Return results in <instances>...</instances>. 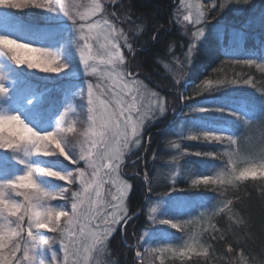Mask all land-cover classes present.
Segmentation results:
<instances>
[{
  "label": "snow or ice",
  "instance_id": "6c2138e0",
  "mask_svg": "<svg viewBox=\"0 0 264 264\" xmlns=\"http://www.w3.org/2000/svg\"><path fill=\"white\" fill-rule=\"evenodd\" d=\"M121 4L122 0H0V264H98L97 257L108 252L118 229L136 218L128 204L134 189L124 168L132 155L151 145L146 131L163 121H168L165 135L177 139H168L152 153L153 168L145 161L139 178L150 194L149 172L156 171L157 178L165 176L168 191L155 197V203L148 201L147 225L136 243L127 245L135 250L133 264H143L145 253L161 264L168 252L182 261L211 254L207 240L215 241L221 230L210 221L231 211L233 201L214 187L212 202L206 199L208 192L194 193L205 198L199 207L206 212L199 216H207L209 224L201 229L206 239L189 233L185 225L192 220L177 217L189 213L195 200L176 195L179 178L186 177L191 189L225 183L205 174L215 167L214 160L223 162L225 171L220 174L230 177L227 183L264 178V150L259 162L252 158L246 167H237L241 130L264 124V88H256L251 75L244 79L236 74L231 79H204L190 91L187 79L195 62L212 54V37L225 31L224 15L247 14L250 0H176L168 22L183 28L187 41L186 51L180 49L186 63L171 52L182 73L172 80L173 102L148 89L138 79L141 73L132 70L137 52L144 50L140 38L148 26L142 17H137V25L130 13L118 15ZM257 23L261 43L245 54L259 53L264 61V9L258 18L245 15L242 24L233 25L230 39H247ZM153 31L155 42L165 29ZM172 48L165 45V57ZM237 54L231 47L224 52ZM153 60L170 66L158 55ZM231 63L254 65L264 73V63L254 59ZM239 85L252 89L244 103L232 95ZM197 97H203L200 103H187ZM177 118L182 121L179 129ZM191 141L222 146L224 151L190 152L184 145ZM173 151L177 154L170 161L160 160ZM193 156L201 159L186 169L181 159ZM157 163L169 171H157ZM164 226L184 233L178 251L170 243L174 234ZM235 251L228 244L227 252ZM237 264H249L243 247Z\"/></svg>",
  "mask_w": 264,
  "mask_h": 264
},
{
  "label": "trees",
  "instance_id": "16d2710c",
  "mask_svg": "<svg viewBox=\"0 0 264 264\" xmlns=\"http://www.w3.org/2000/svg\"><path fill=\"white\" fill-rule=\"evenodd\" d=\"M174 0H122V11L118 12V15H124L125 13L131 14V19L137 21V25L140 21L137 17H142L144 23L148 26V31L141 36L140 43L143 45L144 50L138 51L135 60L132 62V67L136 71H139L141 75L139 78L147 80L150 87L159 91L164 97L170 96L171 99L175 97L170 95L175 91L172 88V75H170L174 69L171 64L172 56L171 52L174 51L176 56L181 60L183 59L180 49L183 48L186 51L185 37L179 27H172L169 25V15L175 11ZM252 4L247 14L231 13L225 14L221 20V25L224 27L219 38L217 36L212 37L211 55H202L191 68L190 75L187 79L190 82L189 90L195 87L196 84H200L204 79H218L235 78L236 74H240L244 79H247L249 75L253 77V84L256 88H264V73H261L254 65L249 67L247 65H235L231 63L233 60L254 59L257 63H264L260 60L259 53L253 55L245 54L246 50H251L258 47L261 43L259 25L257 23V30L254 34L250 35L245 40L239 38L230 39V30L233 25L239 26L243 23L245 15L247 16H259V13L264 9V0H250ZM114 10V9H113ZM10 12H17L18 10L10 9ZM163 27L165 31L160 33L159 41H152L151 37L154 35V29ZM172 44L173 48L170 50L168 57H165V45ZM231 47L237 50L238 54L234 56H225L224 52L226 48ZM139 48V45H137ZM159 56L161 63L164 65H170V70L157 65L153 57ZM183 62V61H182ZM224 62V63H222ZM215 70V71H214ZM184 71H187L185 69ZM171 77L172 79H169ZM154 85L157 87L155 88ZM237 91L232 93L233 97L238 102H246V98L251 95L252 89L249 86L239 85L236 86ZM203 97H197L194 100L188 101L189 104L200 103ZM173 100V99H172ZM171 100V101H172ZM175 101V100H174ZM173 102V101H172ZM174 108V105L172 104ZM187 111V109H185ZM169 118L172 119L171 113ZM168 121L157 123L155 126L149 128L146 131V136H151V145L140 150H144V159L139 163L135 169L136 177L131 176L128 178L133 185V191L131 192L130 199L128 201L131 213H136L137 210L142 207V210L136 214V218L131 220L129 228L127 227L126 233H122L118 229L115 237L111 240L109 245V256L111 260L115 261V264H133L134 252L127 245L136 243L135 238L139 236L147 225V211L149 206V199L152 203L156 202L155 197L168 191V187H165V176L161 175L157 178L156 171L149 172V177L152 180L151 187L152 193H148L146 185L141 182L140 175L145 167V161H147V167L153 168L151 161L152 153L158 148L165 146L168 139L176 140L175 135H165L167 129L166 124ZM182 124L180 119H176L175 129H179ZM247 128H243L239 134V139L243 134L248 131ZM186 135L188 133H185ZM255 141L251 139V143L248 146L240 145L241 151H246L248 148H253L257 145ZM190 152L203 151V152H222L224 148L222 146L206 145L202 142L191 141L186 142L185 145ZM174 151L168 155H162L161 161H170L171 156L175 155ZM197 157H185L182 158L180 163L184 165L186 169L194 167L191 161L199 160ZM213 159V158H209ZM215 167L210 172L205 174L212 175L215 179L223 180L225 183H217L214 186H210L209 189H191L186 177L179 178L175 187L177 188L176 195L181 197L192 198L195 200V205L192 210L184 215L177 217L179 220L186 221L192 220L191 224L185 225L186 230L189 233H195L193 222L200 221L201 229L205 228L209 224L207 216L200 218L201 212H206V208L199 207V204L205 201L204 197L194 196L197 192H208L207 201L212 202L211 188L214 187L218 192H223L224 198L232 200L233 205L231 211L225 215H220L212 219L210 222L215 224L217 229L221 231L217 233V239L207 240L212 245L211 254L208 257L193 256L190 261H182L178 256L168 255L163 256V264H237L238 253L240 247H243L245 255L249 257V264H264V178H251L240 182L227 183L220 177V173L225 171L223 168V162L221 160H214ZM207 167H211L208 165ZM157 171H163L167 173L168 168H160V164L156 165ZM203 171V169H201ZM146 198V202L144 200ZM144 203V205H143ZM210 212V205L207 208ZM159 218V217H158ZM168 231L174 234L175 239L170 241L174 246L183 244L181 237L184 233L179 230L171 229L168 226ZM203 238L206 239V235L199 231ZM135 238H134V236ZM225 236V239H219V236ZM232 244L236 249L233 253L227 252L228 244ZM202 251V249H201ZM146 254V253H145ZM143 264H161L159 259H156L154 255L147 254V258H144Z\"/></svg>",
  "mask_w": 264,
  "mask_h": 264
},
{
  "label": "rangeland",
  "instance_id": "374dc122",
  "mask_svg": "<svg viewBox=\"0 0 264 264\" xmlns=\"http://www.w3.org/2000/svg\"><path fill=\"white\" fill-rule=\"evenodd\" d=\"M174 2H176V0H174ZM110 10H113V9H110ZM25 11H27V10H25ZM179 29H180L181 33L183 34V28L179 27ZM182 61H183V59H182ZM183 62L186 63V61H183ZM170 65H172L173 68H174L171 71L172 73L170 75H172L173 79H176L177 78L176 74L181 73V70L173 62H171ZM132 70L136 71L134 67H132ZM167 70L169 71L170 68L167 67ZM181 76H182V73H181ZM138 79H141V78L138 77ZM141 80L144 81V83L148 87V89H150L152 91H156L154 88L150 87L149 82L147 80H144V79H141ZM154 87L156 88L157 86L154 85ZM165 98L169 102H172V101L175 100L174 98H172L173 99L172 100L169 95L166 96ZM173 105H174V108H175L176 107V103H173ZM247 130L248 131H246L243 134V136L240 138V145L242 144L244 146H248L249 147V144L251 143V139L253 141H255L256 143H258V144L255 147H253V148H248L246 151H241L240 150V159H239V162H238V165H237L238 168L246 167L247 166V161L252 159V158H256V162H259L260 153H261L262 150H264V124H261L260 122H256L251 127H248ZM143 155H144V150L143 151L139 150L138 152H136L134 155H132L130 157V160H129L127 166L124 168V172L126 174L125 175V179L129 180L128 178L133 176V173H135L136 167L142 161V160H138L137 157H140V156H143ZM131 161H136V163L133 164V163H131ZM220 177L225 179V180H229L230 179V177L227 174H223V175L220 174ZM129 182H130V180H129ZM145 202H146V198L144 200V203ZM144 203H143V205H144ZM153 203H155V202H153ZM137 213H138V210L136 211V213L134 212V214H137ZM129 223L126 226V228H124L122 231L120 230L123 234L126 233L127 227L129 228ZM200 224H201L200 221L199 222L198 221H196V222L194 221L193 222V225H194L193 232H195L197 234L199 233V231L201 230ZM135 236H134V238H135ZM135 240H136V238H135ZM132 244H135V242H133ZM181 245H175V247H177V251L179 250V247ZM133 252L135 254V250L134 249H133ZM147 254H150V253H146L144 258H147ZM168 255H174V254L172 252H168V253H165L163 256H168ZM174 256H176V255H174ZM97 261H98V264H112L113 260H111V258L109 256V250H108L107 253L100 254L97 257Z\"/></svg>",
  "mask_w": 264,
  "mask_h": 264
},
{
  "label": "water",
  "instance_id": "95a60500",
  "mask_svg": "<svg viewBox=\"0 0 264 264\" xmlns=\"http://www.w3.org/2000/svg\"><path fill=\"white\" fill-rule=\"evenodd\" d=\"M143 207V206H142ZM142 207L139 209V211H141Z\"/></svg>",
  "mask_w": 264,
  "mask_h": 264
}]
</instances>
